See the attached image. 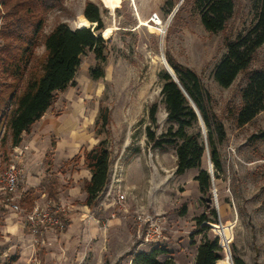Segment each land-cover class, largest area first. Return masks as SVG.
<instances>
[{
  "label": "rangeland",
  "instance_id": "obj_1",
  "mask_svg": "<svg viewBox=\"0 0 264 264\" xmlns=\"http://www.w3.org/2000/svg\"><path fill=\"white\" fill-rule=\"evenodd\" d=\"M88 1L99 5L106 27L100 31L108 41L105 77L91 78L90 67L96 61L87 53L76 77L77 86L59 93L51 109L56 117L63 109H83L90 124L79 123L82 127L79 131L84 128L93 142L99 141L94 129L99 109L107 106L112 115L108 135L112 167L119 158L127 163L134 159L143 173L141 177L137 171L132 174L134 186L130 190L132 194L126 203V212L120 211L119 206L112 207L107 213L98 206L91 208L100 221H113L105 228L108 230L106 248L102 247L97 256L95 250L85 246L86 256L82 262L74 259L76 262L71 264H131L136 252L155 248L168 251L160 255L161 261L173 258L179 264H194L205 233L210 237L220 235L224 242L223 262L218 264L230 260L235 264L233 252L247 264H264V140L251 139L254 134L264 131V111L250 124L238 126L235 114L242 105L246 75L241 74L229 88L222 87L214 77L217 65L227 53V37L236 40L255 24L258 0H235L236 9L226 30L218 33L205 28L200 13L194 8V0L186 3L185 0H64L61 7L46 16L45 34L60 22H66L72 28L85 25L83 11ZM171 4L175 8L170 13ZM181 6V18L175 23L174 17ZM154 15L160 17L162 25L151 21ZM167 53L199 74L213 97L209 108L216 115L214 121L225 126L226 138L218 143L223 165L218 177L208 150L203 158V169L211 170L213 166L215 180L209 194H202L195 180L200 169H189L182 175L176 173V146L152 148L148 141L149 111L154 103L158 104V125L153 127L157 135L166 132L171 125L160 79V73L166 69L164 55L167 59ZM44 54L45 46L40 45L33 67ZM263 66L264 46L257 52L251 69ZM205 131L206 127L202 126L204 136ZM216 138L218 140L217 134ZM12 157L9 137L6 148L0 152V177ZM50 157L45 161L47 172L51 170L48 168ZM123 176L124 186L128 182L126 170ZM115 181L111 172L99 202L118 199L120 193ZM21 208L19 212L0 210V264H7L12 257H18L15 264L26 263L19 235L23 232L31 234L26 222L30 209L23 202ZM115 211L117 217L111 219ZM143 211L165 218L164 235L157 243L141 244L136 215ZM203 213L211 219L206 222L209 226L206 232L204 224L200 225L196 220ZM47 237L45 244L35 238L33 257H37V261L32 260L30 264H51L52 260L46 259L49 253Z\"/></svg>",
  "mask_w": 264,
  "mask_h": 264
},
{
  "label": "trees",
  "instance_id": "obj_2",
  "mask_svg": "<svg viewBox=\"0 0 264 264\" xmlns=\"http://www.w3.org/2000/svg\"><path fill=\"white\" fill-rule=\"evenodd\" d=\"M63 1L0 0V152L6 148L9 137L11 148L21 145L34 125L51 109L59 93L77 86L76 77L87 53L96 61L90 67L91 78L105 77L108 41L100 32L106 27L101 9L95 2L88 1L83 11L85 25L93 22L97 23L95 27L72 28L68 23L60 22L45 34L46 16L61 7ZM194 3L203 25L213 33L226 30L236 9L235 0H194ZM174 8L171 4L168 12ZM181 13L182 6L174 17L175 23L180 20ZM225 44L227 53L217 65L214 77L222 87L229 88L241 74L246 75L242 105L235 114L237 125L243 127L264 111V66L251 69L257 52L264 46V0H258L255 24L236 40L227 37ZM40 45L45 46V54L33 67ZM167 59L178 79L166 69L160 73L161 93L171 125L166 132L157 135L153 127L158 125V104L154 103L149 111L148 141L152 148L176 146V173L182 175L189 169H200L195 180L201 193L209 194L212 175L202 168L203 158L208 150L218 177V172L223 170L218 143L226 138L225 126L222 122L215 123L216 115L209 108L213 97L199 74L168 53ZM200 118L207 129L206 136ZM111 122V110L101 106L94 128L98 143L91 150H82L70 161L80 162L84 157V166L91 172V179L83 181V190L87 194L83 203L90 208L97 206L100 194L110 181L112 160L108 135ZM251 139L264 140V131L254 134ZM43 190L48 198L57 200V181L50 178L45 186L24 192L22 202L31 209ZM196 220L200 225L204 224V231L209 228L206 222L211 219L207 213ZM224 248L220 235L210 237L205 233L194 264H218L224 258ZM167 252L162 248L139 251L134 254L131 264H179L173 258L161 261L160 255ZM17 260L18 257H12L7 264H15ZM233 260L235 264H247L234 252Z\"/></svg>",
  "mask_w": 264,
  "mask_h": 264
},
{
  "label": "crops",
  "instance_id": "obj_3",
  "mask_svg": "<svg viewBox=\"0 0 264 264\" xmlns=\"http://www.w3.org/2000/svg\"><path fill=\"white\" fill-rule=\"evenodd\" d=\"M53 113L54 110L49 109L45 116L34 125L32 132L25 136L24 142H28L31 149L24 160L23 166L27 176L22 192L45 186L50 178L57 181L56 201L70 210L71 219L65 231L48 233L46 245L49 247V253L46 259H51V264H71L76 262L74 259L82 262L86 256L85 246L95 250V255L98 256L101 248H106L107 245V228L105 229L99 221L87 219L85 215L90 207L83 203L87 197L83 190V181L91 179V172L84 166V157L80 162H70L84 146H86L85 149L90 150L98 141L91 142V137L84 128L79 131L82 128L79 123L90 124V118L83 109H63L61 113H58V117ZM49 155L51 157L48 168L51 170L47 172L45 161ZM112 166L111 172L115 177L126 170L128 182L124 184V187L129 191L134 186L131 178L134 171H137L140 177L143 173L142 170H138L140 165L134 159L127 163L119 158L114 168ZM102 203L105 207L100 206L101 211L107 213L111 210V203L107 200ZM98 204L100 205L99 201ZM112 222L110 221L109 224ZM19 237L25 264H30L32 260L37 261V257H33L36 251L34 243L36 237L26 232Z\"/></svg>",
  "mask_w": 264,
  "mask_h": 264
},
{
  "label": "built area",
  "instance_id": "obj_4",
  "mask_svg": "<svg viewBox=\"0 0 264 264\" xmlns=\"http://www.w3.org/2000/svg\"><path fill=\"white\" fill-rule=\"evenodd\" d=\"M156 18H158V15L151 17V21L155 22ZM30 149L31 146L28 142H23L21 145L13 147L11 162L0 177V210L8 209L13 212H19L22 209L21 202L24 194L22 186L27 176L23 165L27 152ZM123 181V173H120L117 175L115 181V186L120 194L118 195V199L109 203L112 204L113 208L119 206L120 211L126 212V203L132 193L123 186ZM104 201H100V205H97L98 208L104 206L102 203ZM85 215L87 219L101 222L104 228L109 226V222L100 221L91 208H88ZM116 217L115 211L112 213L111 219H115ZM70 219V210L66 206L57 203L56 200L48 198L45 190L40 193L39 198L26 215L27 227L30 233L38 241H41L42 244L46 243L49 231H55L56 233L65 231L69 226ZM136 220L142 245L157 243L162 239L165 230V218L162 215L143 211L136 215Z\"/></svg>",
  "mask_w": 264,
  "mask_h": 264
},
{
  "label": "water",
  "instance_id": "obj_5",
  "mask_svg": "<svg viewBox=\"0 0 264 264\" xmlns=\"http://www.w3.org/2000/svg\"><path fill=\"white\" fill-rule=\"evenodd\" d=\"M91 24H90V26H93V27H95L96 25H97V23H93V22H90ZM90 26H86V27H90ZM102 34V36L104 37V35H103V32L101 33ZM105 38V37H104ZM164 59H165V61H166V69H167V71L178 81V79H177V76H176V74H175V72H174V70H173V68L170 66V64L168 63V60L166 59V57H165V55H164ZM200 123L202 124V126H203V128L205 129V124H204V121H203V119L202 118H200ZM205 133H206V131H205ZM213 166L211 167V170H209V172L211 173V175H212V181L214 182V180H215V178H214V172H213ZM231 254V253H230ZM231 258H232V256H231Z\"/></svg>",
  "mask_w": 264,
  "mask_h": 264
},
{
  "label": "bare ground",
  "instance_id": "obj_6",
  "mask_svg": "<svg viewBox=\"0 0 264 264\" xmlns=\"http://www.w3.org/2000/svg\"><path fill=\"white\" fill-rule=\"evenodd\" d=\"M118 2L119 0H108V2ZM156 24L157 25H159V24H163V22H162V20L160 19V17L158 16V18H156ZM147 24V23H146ZM85 26H90V25H85ZM152 27V26H151ZM104 35V34H103ZM105 37V36H104ZM106 38V37H105ZM166 62V61H165ZM169 63V62H168ZM227 248H228V244H227ZM229 249V248H228ZM219 262H223V261H219ZM226 264H233L232 262H231V260L229 261V262H226Z\"/></svg>",
  "mask_w": 264,
  "mask_h": 264
}]
</instances>
